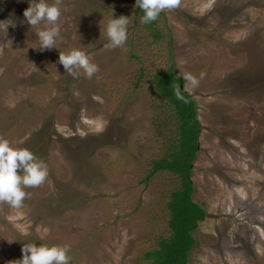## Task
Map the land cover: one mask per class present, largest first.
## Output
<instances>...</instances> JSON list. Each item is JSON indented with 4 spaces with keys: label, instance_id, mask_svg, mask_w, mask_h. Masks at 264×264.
I'll list each match as a JSON object with an SVG mask.
<instances>
[{
    "label": "rangeland",
    "instance_id": "1",
    "mask_svg": "<svg viewBox=\"0 0 264 264\" xmlns=\"http://www.w3.org/2000/svg\"><path fill=\"white\" fill-rule=\"evenodd\" d=\"M135 3L62 0L56 48L40 51L46 21L26 22L30 0H0V136L48 167L21 208L0 203V264L25 243L68 245L70 264H144L175 183L165 170L146 179L176 139L152 84L168 67L181 90L180 72L203 73L183 90L199 124L192 199L205 212L186 264H264V0H182L154 21L159 38ZM122 15L126 44L107 49L105 26ZM71 49L99 72L69 75L58 59Z\"/></svg>",
    "mask_w": 264,
    "mask_h": 264
},
{
    "label": "clouds",
    "instance_id": "2",
    "mask_svg": "<svg viewBox=\"0 0 264 264\" xmlns=\"http://www.w3.org/2000/svg\"><path fill=\"white\" fill-rule=\"evenodd\" d=\"M182 0H136L135 7L142 10L144 15L140 19L143 25L156 21L164 11H173L179 8ZM62 0H54L48 4L45 0L33 2L30 0L29 7L24 10V17L31 28H36L41 22H45L43 29L36 31L39 40L38 50H50L56 48L57 39L60 38V29L57 24L61 16ZM129 20L126 16L111 18L108 20L104 35L107 49L123 48L127 41V26ZM4 25V22H0ZM5 25V31L7 29ZM14 26V25H13ZM59 64L65 71L78 77L79 70L91 79L99 72V67L91 62L89 56L80 49H71L67 54L59 53ZM183 90L190 91L199 86L203 79V73L197 78L190 72H183ZM175 96L178 100L188 102L182 95L180 85L175 88ZM48 177V167L45 162L39 160L32 151L27 148H13L8 139L0 136V203L7 204L11 208L19 209L25 199L30 198L27 188H36L44 184ZM70 246H38L35 243H25L22 248V259L14 260L9 264H70L68 255Z\"/></svg>",
    "mask_w": 264,
    "mask_h": 264
},
{
    "label": "trees",
    "instance_id": "3",
    "mask_svg": "<svg viewBox=\"0 0 264 264\" xmlns=\"http://www.w3.org/2000/svg\"><path fill=\"white\" fill-rule=\"evenodd\" d=\"M140 14L141 17L144 15L142 10ZM153 23L145 26L152 37L159 38ZM152 84L172 111L175 118L173 134L176 139L171 140L165 156L149 161L146 179L165 170L174 175L175 183L163 204L167 230L156 240L155 247L142 254V260L144 264H186L188 253L194 244L192 233L205 216L204 210L192 199L193 186L189 179L197 152L199 124L195 118L192 98L183 90L182 95L188 102L176 98L175 88L181 84V80L174 76L170 67L163 73L154 75Z\"/></svg>",
    "mask_w": 264,
    "mask_h": 264
},
{
    "label": "water",
    "instance_id": "4",
    "mask_svg": "<svg viewBox=\"0 0 264 264\" xmlns=\"http://www.w3.org/2000/svg\"><path fill=\"white\" fill-rule=\"evenodd\" d=\"M180 87H181V85H180ZM182 88V87H181Z\"/></svg>",
    "mask_w": 264,
    "mask_h": 264
}]
</instances>
